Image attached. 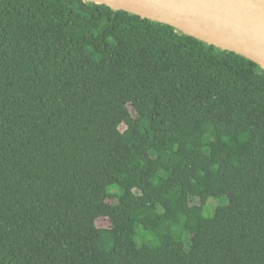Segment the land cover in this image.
Listing matches in <instances>:
<instances>
[{
    "label": "trees",
    "instance_id": "trees-1",
    "mask_svg": "<svg viewBox=\"0 0 264 264\" xmlns=\"http://www.w3.org/2000/svg\"><path fill=\"white\" fill-rule=\"evenodd\" d=\"M0 264H264V70L106 5L0 0Z\"/></svg>",
    "mask_w": 264,
    "mask_h": 264
},
{
    "label": "water",
    "instance_id": "water-1",
    "mask_svg": "<svg viewBox=\"0 0 264 264\" xmlns=\"http://www.w3.org/2000/svg\"><path fill=\"white\" fill-rule=\"evenodd\" d=\"M169 25L264 70V0H84Z\"/></svg>",
    "mask_w": 264,
    "mask_h": 264
},
{
    "label": "rangeland",
    "instance_id": "rangeland-1",
    "mask_svg": "<svg viewBox=\"0 0 264 264\" xmlns=\"http://www.w3.org/2000/svg\"><path fill=\"white\" fill-rule=\"evenodd\" d=\"M136 45L138 46V48H141V49L145 48V43L140 39H137ZM90 52L95 58H98V54L91 47H90ZM195 105H196L195 95L191 94L185 111L187 113L191 112L195 108ZM204 117L207 120L212 121L213 123H217L216 117L211 114H205ZM191 202L192 204H199V200L197 199H192ZM226 204H227V199L224 197L220 199L219 198L211 199L205 208V213H204L205 216L212 217L217 207L224 206ZM92 225L98 228H109L110 221L107 218H100V217H97L94 213H91V214H87L86 216H84L79 222V226L83 230H89ZM190 238L191 236L189 234L185 235L184 241L187 247H189L190 245Z\"/></svg>",
    "mask_w": 264,
    "mask_h": 264
}]
</instances>
